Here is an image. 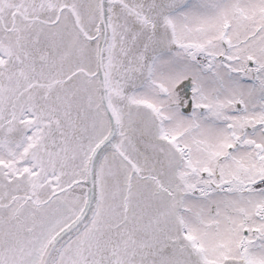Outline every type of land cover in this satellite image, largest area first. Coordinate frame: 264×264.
Segmentation results:
<instances>
[{
	"label": "snow or ice",
	"instance_id": "6c2138e0",
	"mask_svg": "<svg viewBox=\"0 0 264 264\" xmlns=\"http://www.w3.org/2000/svg\"><path fill=\"white\" fill-rule=\"evenodd\" d=\"M0 264H264V0H0Z\"/></svg>",
	"mask_w": 264,
	"mask_h": 264
}]
</instances>
